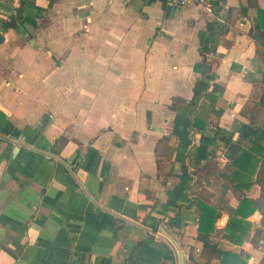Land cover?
<instances>
[{
    "label": "crops",
    "instance_id": "crops-1",
    "mask_svg": "<svg viewBox=\"0 0 264 264\" xmlns=\"http://www.w3.org/2000/svg\"><path fill=\"white\" fill-rule=\"evenodd\" d=\"M212 6L0 0V264H177L165 233L183 264H218L197 200L219 211V249L264 264V206L240 243L223 235L261 192L264 157L243 189L230 156L256 126L264 54L248 31L264 0Z\"/></svg>",
    "mask_w": 264,
    "mask_h": 264
},
{
    "label": "trees",
    "instance_id": "trees-1",
    "mask_svg": "<svg viewBox=\"0 0 264 264\" xmlns=\"http://www.w3.org/2000/svg\"><path fill=\"white\" fill-rule=\"evenodd\" d=\"M22 4V1H20ZM255 16L252 22V29L248 31V34L256 41V43L262 48L264 54V9L255 6ZM17 16H19V11ZM261 81L263 84V91L258 100L253 104L251 122L256 123V126L252 127L250 124L243 125L240 128V135L234 144V150L230 156V164L233 166L230 172V179H233L237 174L242 172L240 180L235 181L234 185L240 188H247L251 182L244 174V171L251 170L248 164L252 160L257 159L256 154L264 157V113L262 109L264 107V71L261 74ZM262 119H258L260 115ZM251 136L248 146L242 147L238 145V142L242 137ZM229 143V140L226 141ZM249 173H252L251 171ZM255 181L261 185V192L258 198L252 199L244 195L238 197V202L234 208H229L228 219L224 227V237L233 242L240 243L246 236L249 221L244 217L250 214L254 209L258 208L263 215L262 206H264V160H262L256 170ZM198 209L197 225H196V238L201 242L200 252H207L214 254L218 258V264H246V254L241 256L240 252L219 249L216 242L210 238V231L213 229L214 221L219 215V211L212 204H206L202 201H195ZM251 239H253L251 237ZM253 243V242H252ZM203 254V253H201ZM192 261L191 264H197L194 258L188 256ZM201 264H211L207 259Z\"/></svg>",
    "mask_w": 264,
    "mask_h": 264
},
{
    "label": "built area",
    "instance_id": "built-area-1",
    "mask_svg": "<svg viewBox=\"0 0 264 264\" xmlns=\"http://www.w3.org/2000/svg\"><path fill=\"white\" fill-rule=\"evenodd\" d=\"M170 4L181 5L186 3H196L201 5L204 9L211 11L213 0H165Z\"/></svg>",
    "mask_w": 264,
    "mask_h": 264
},
{
    "label": "water",
    "instance_id": "water-1",
    "mask_svg": "<svg viewBox=\"0 0 264 264\" xmlns=\"http://www.w3.org/2000/svg\"><path fill=\"white\" fill-rule=\"evenodd\" d=\"M227 151H228V149H227ZM165 234L177 250V264H183V254H182V251L179 249V246H178L176 240L172 236H170L169 234H167V233H165Z\"/></svg>",
    "mask_w": 264,
    "mask_h": 264
}]
</instances>
